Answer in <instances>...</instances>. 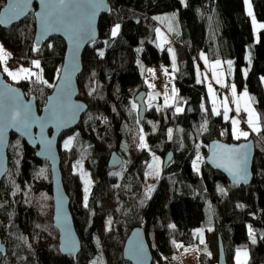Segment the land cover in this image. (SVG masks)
Returning <instances> with one entry per match:
<instances>
[{
  "label": "trees",
  "instance_id": "16d2710c",
  "mask_svg": "<svg viewBox=\"0 0 264 264\" xmlns=\"http://www.w3.org/2000/svg\"><path fill=\"white\" fill-rule=\"evenodd\" d=\"M107 1L110 11L99 17V38L84 49L77 77L78 97L88 104V110L73 129L77 131L75 144L61 148L59 143L62 179L81 251L77 256L60 254L52 219L49 164L24 139L12 134L8 171L0 182V232L6 242L0 264H90L98 258L103 264H131L123 258V245L138 225L145 229L152 264H173L178 244L200 249L194 231L207 225L217 239L221 236L227 264H237L236 251L243 247L249 252L245 264H263L264 28L259 27L255 40L252 19L264 24V0H251V16L244 0ZM4 3L0 0V8ZM117 24L120 27L113 37ZM159 25L172 38L175 59L171 69L183 108L177 112L175 104H165L160 96L155 104L147 105L140 122L134 96L143 89L148 94L145 69L170 64L169 52L160 50L156 42ZM34 32L31 12L7 28L0 26V42L20 62L39 60L47 80L55 83L65 42L54 35L36 47ZM200 52L211 60H231L229 82L246 88L254 98L260 131L247 137L253 138L255 146L253 179L248 185L230 183L205 162L211 140L234 139L230 122L221 112L214 114L207 99L203 103L205 85L196 79V65L202 66V62L194 56ZM0 69L3 71L1 63ZM13 84L26 96L34 95L39 108L52 90L35 76ZM140 135L146 139V147L139 145ZM112 150L123 156V163L114 169L107 166ZM168 150L173 158L163 169ZM152 155L162 160L153 185L146 174ZM197 157L198 171L192 165ZM80 160L93 180L86 202L79 174L73 170ZM107 198L113 203L110 209ZM199 256L203 264L214 260L202 250Z\"/></svg>",
  "mask_w": 264,
  "mask_h": 264
},
{
  "label": "water",
  "instance_id": "95a60500",
  "mask_svg": "<svg viewBox=\"0 0 264 264\" xmlns=\"http://www.w3.org/2000/svg\"><path fill=\"white\" fill-rule=\"evenodd\" d=\"M72 4L84 5L89 0H70ZM7 3L5 0L4 5ZM3 5V6H4ZM3 6L0 11L3 10ZM42 11L41 0H32L25 16L21 17L8 25H0L7 28L22 19L29 13H33L35 19V32L33 43L40 47L42 43L51 36H59L65 42V51L60 66V76L56 79L52 90L46 96L45 103L39 108L34 95L26 96L23 89L16 84L8 81L0 69V114H3L13 105H29L34 118L39 119L38 123L33 124L29 131L25 132L22 128L7 126V121L0 119V182L8 171V146L12 134L24 139L30 146L36 149V156L47 160L50 168L51 189L53 197V224L58 231V249L61 255L77 256L81 251V240L75 229L72 212L70 210V196L68 195L61 172V157L59 152L60 137L63 133L75 129L84 113L88 110V104L79 98V88L77 77L82 71V53L84 49L93 41L99 38L98 22L99 17L110 11V4L107 0H102V6L96 13L92 21L93 35L91 39L85 38L77 47L75 42L63 30H51L46 35L41 34L39 13ZM82 18V17H80ZM146 90L138 91L134 96V101L138 103V119L143 122L147 112L145 98ZM53 105H58L61 115L59 122L49 119L50 109ZM43 124V128H41ZM247 145L246 174L235 176L225 167H220L222 163L221 155L223 148H239ZM255 146L253 138L242 139L240 141H223L213 139L207 145L205 162L213 170L221 172L228 181L235 185H248L253 179V158ZM173 158L172 150H168L163 158V169L167 167ZM123 163V156L117 151L109 152L107 166L111 169L119 167ZM140 258L134 256L130 249L141 247ZM0 252L6 253V243L0 232ZM123 258L131 264H152L153 254L147 241L145 229L138 225L131 229L123 245ZM216 264H227L224 244L220 235L217 239V261Z\"/></svg>",
  "mask_w": 264,
  "mask_h": 264
},
{
  "label": "snow or ice",
  "instance_id": "6c2138e0",
  "mask_svg": "<svg viewBox=\"0 0 264 264\" xmlns=\"http://www.w3.org/2000/svg\"><path fill=\"white\" fill-rule=\"evenodd\" d=\"M32 0H7V3L3 6V10L0 11V25H8L16 20H19L21 17L25 16L29 5ZM247 3V0H245ZM42 11L39 13L40 18V26H41V34L46 35L48 31L51 30H61L63 29L68 35L69 38L72 39L76 46L78 47L81 42L84 41L85 38L91 39L93 35L92 30V21L96 15V13L100 10L102 6V0H89L87 4L79 5L72 4L70 0H41ZM251 6L249 5V15L251 16ZM82 17V18H80ZM255 22V21H254ZM120 25H116L111 32V35L115 37L119 30ZM257 27L264 28V24H260ZM103 55V52L100 53ZM10 54L7 53L3 46L0 45V63H3L5 66L3 71L7 73L9 77L13 80L17 79H29L32 76L36 77V80L47 83V81H43L41 76L33 73L30 69L20 67L19 69L12 71L6 66V62L9 59ZM175 57L173 56V60ZM207 63V61H205ZM32 64L35 68H40L39 60H33ZM229 68L231 69L232 62L229 61ZM220 65V61H216L215 64L211 65L213 70V78L216 79L217 83L220 82L219 76L216 74L215 69ZM61 70H57V78L60 76ZM246 74V72H245ZM50 87L52 85H49ZM152 87V85H149ZM175 92V90H173ZM209 91L211 92V85H209ZM233 96L236 95L235 85L232 86ZM244 96H247V92L245 91ZM168 97L165 96V101L167 102ZM236 111L237 114L241 111L239 102L237 101ZM214 111H215V100H213ZM136 105L133 104V108ZM177 112L182 111L181 108H176ZM228 104L227 99L224 101V118L228 119ZM244 111L247 113V119L245 123H247L248 127L252 130V132H259V118L256 116V113L251 109L250 106H246ZM218 114V113H217ZM0 119L7 121V126H14L18 128H22L25 132L29 131L33 124L38 123L41 118H34L31 113V109L29 105H13L9 109H7L3 114H0ZM49 119L54 122H59L61 120L60 110L58 105H53L50 109ZM240 121L233 119V138L239 140L241 137L247 139L249 136L248 132H245L239 128ZM43 124H41V128H43ZM143 136L141 137V147H146L143 143ZM71 141L66 142L65 147ZM247 145H241L239 148H229L224 147L222 150L221 160L222 163L219 165L220 167H225L229 172L233 173L235 176H242L246 174V163H247V152L245 149ZM197 161H199V157H197ZM197 162H194V167ZM149 167H152L149 165ZM87 183V182H86ZM223 191V189H221ZM85 192L87 193V187H85ZM87 201V195H85V202ZM85 206L86 203H85ZM175 243V242H174ZM200 243L203 244L204 240L201 237ZM182 245H177V247H181ZM130 252L136 256L137 258L141 257L142 254V246L141 247H133L130 249ZM244 255H247L245 252ZM239 256L240 251L237 252V264H239Z\"/></svg>",
  "mask_w": 264,
  "mask_h": 264
},
{
  "label": "rangeland",
  "instance_id": "374dc122",
  "mask_svg": "<svg viewBox=\"0 0 264 264\" xmlns=\"http://www.w3.org/2000/svg\"><path fill=\"white\" fill-rule=\"evenodd\" d=\"M249 5L251 6V0H247V3H246L248 13H249ZM250 10H251V8H250ZM251 13H252V11H251ZM253 21H255L253 23V28H254V36H255V40H256L257 35H258V30L260 29L257 26L260 25L261 22L259 23V21L257 20L256 17H253ZM166 32L167 31L165 29H163L161 27V25L158 26L156 42H157V45L160 48V50H163L165 47H166L165 49L169 50V45L171 42L168 43L167 41H172V39H169ZM166 35H167V37H166ZM0 45H2L1 42H0ZM170 47H171V45H170ZM4 50L10 54L9 59L6 62V66L9 68V70L15 71V70L19 69L20 67L28 68L33 73L40 75L41 79L43 81H47V83H46L47 85H52L51 87H53L54 81L47 80V78L44 75L43 69H41V68L37 69L33 66L32 61L37 60V59L33 58L32 60H30L29 63L19 62L17 65L11 66L10 61H11L12 53L9 50H6L5 48H4ZM169 54H170V52H169ZM200 58L204 62V65H202V66L196 65V79L198 82H203L205 85L206 97H205L203 103L205 104L206 99H207V102L210 105L211 111L214 114H217V113L221 112V108L223 106V103H222L223 99L226 98L227 102L231 105L232 97H231V95H227L225 91H223V93H221L222 95L219 93L220 82L217 83L216 79L213 78V70L211 68V65L215 64V62L217 60L220 61V65L215 69V71H216V74L219 76V79L222 78L223 82H226V81L228 82V79L230 78V76L227 75L226 66H225V63L222 62V59L209 60L204 56L203 52H200ZM246 58L248 61L251 60V50L249 47L247 48ZM205 61H207V63H205ZM209 63H210V66H209ZM4 66L5 65L3 63H1L2 69L4 68ZM4 73L7 76L8 80L12 83H17L18 81L22 80V79L13 80L11 77H9L7 75L6 72H4ZM155 73H156V68L154 66L147 67L145 69V82H146V85L148 88V94L146 97V105L151 106L152 104H155L157 99L160 96H162L165 104H175L176 108L179 107L182 109L183 104H182V102H179L181 97L179 96V94L177 92L173 78L165 80L163 82V84H161L159 86H155V84H154V74ZM262 80L264 82V77H262ZM229 83H230L231 89H232L233 85H235V89H236L235 107L232 108L235 111V113L232 114L233 119L237 120V116H236V114H237V111H236L237 103L236 102L237 101L239 102L241 111L242 110L244 111V108L246 106H250L251 109L256 113V116L258 117V113H257L256 108L254 106V98H253L252 94L246 88H243V89H241L242 91H239V88L237 87V85L233 81H230ZM149 85H152V87H149ZM209 85H211V89H212L211 92L209 91ZM173 90H175V92ZM245 91L247 92V96H244ZM165 96L168 97L167 102L165 101ZM221 97H222V99H221ZM213 100H215V111L213 110L214 109ZM228 109H229V105H228ZM76 137H77V131L76 130H74V131L72 130L71 132H68L67 134H65L60 139V147L61 148H70L72 145L75 144V138ZM141 137H142V135H140V141H139L140 146H141ZM233 139L237 140L235 138H233ZM68 141H71V142L67 145V147H65V144ZM143 143L147 146L145 138L143 139ZM194 162H197L195 167H194ZM194 162L192 164L193 169L198 171V169H199L198 162L199 161H197V159H194ZM161 163H162V160H160L155 155H152L150 160H149L148 170H147L146 174H147L148 182H150V184H152V185L155 183V181L157 180V178L160 174ZM149 165H151L152 167H149ZM73 170L79 174V177L81 179L82 190H83V199L85 201V195H88L89 189L91 188L92 183H93V180L91 178V173H89V171L87 170V167L84 165L83 160L75 161V163L73 164ZM85 187H87V193L85 192ZM105 203H106V207L109 209L113 205L112 200L110 198H107ZM194 233L199 236V240L201 239V237L204 240V243L201 244V248L198 249V248H193V247L186 246L183 244H178V245H182V246L178 247L179 251L177 253H175L174 255H172V257L174 259L173 264H203L201 262L200 256H199L201 250L204 253H206L207 255L214 256L213 261H209L205 264H216V261H217V238H216V235L214 233V230L209 225H207L205 228L203 226H201L200 228H197L194 231ZM3 240H4V237H3ZM4 242H5V240H4ZM238 250L240 251L239 264H245L249 258L248 249L243 247V248H239ZM238 250L236 251V255H235V262L236 263H237V252H238ZM245 252L247 253V255H244ZM90 264H103V261L101 258H98V259L92 261Z\"/></svg>",
  "mask_w": 264,
  "mask_h": 264
},
{
  "label": "crops",
  "instance_id": "0c3cea01",
  "mask_svg": "<svg viewBox=\"0 0 264 264\" xmlns=\"http://www.w3.org/2000/svg\"><path fill=\"white\" fill-rule=\"evenodd\" d=\"M245 1V0H244ZM245 8H246V11H247V6H246V3H245ZM251 11H252V6H251ZM247 13H248V11H247ZM252 23H254V21H253V19H252ZM175 26H176V28L178 27L177 26V23H175ZM167 33V35H168V37H169V39H172L171 38V36H170V34L168 33V32H166ZM167 35H166V37H167ZM168 43H170V45H172V41H167ZM167 44V43H166ZM170 45H169V50H167L168 52H170V54H169V58H170V64H168V65H164V64H160V65H156V66H154L155 68H156V73L154 74V77H155V75L157 74V73H160L161 75H162V77H163V82L165 81V80H167V79H171V78H173V71H172V60H173V56H172V52H171V47H170ZM166 48V47H165ZM164 48V49H165ZM204 56L207 58V59H209L207 56H206V54L204 53ZM199 60L202 62V65H204V62L201 60V58H200V53H199ZM209 60H211V59H209ZM229 61H231V60H226V59H222V62H224L225 63V66H226V72H227V75L228 76H230L231 77V74H232V71H233V63H232V65H231V69L229 68V64H228V62ZM232 62V61H231ZM209 66H210V63H209ZM229 80L230 79H228V82L226 81V82H223V80H222V78H220V89H219V93L221 94V93H223V91H225L226 92V94L227 95H231V97H232V100H231V105L227 102V104L229 105V112H228V121L230 122V125H231V135H232V138H233V134H232V132H233V124H232V120H233V117H232V114H234L235 113V111L232 109V108H234L235 107V97L233 96V92H232V89H231V86H230V83H229ZM163 84V83H162ZM218 87V86H217ZM218 87V88H219ZM241 89H243V88H241ZM241 89H239V91H242ZM222 95V94H221ZM221 99H222V97H221ZM224 101H225V99H223V106H222V108H221V113H222V117H223V119L224 120H226L225 118H224ZM241 113H245L246 114V119H247V113L245 112V111H241L239 114H236V116H237V120H239L240 121V123H239V128L241 129V130H243V131H245V132H248V133H251L252 132V130L248 127V125H246V127H242V125H241V119H240V117H239V115L241 114ZM260 126V125H259ZM255 133H257V132H255ZM241 138H243V137H241Z\"/></svg>",
  "mask_w": 264,
  "mask_h": 264
},
{
  "label": "built area",
  "instance_id": "2783aa9c",
  "mask_svg": "<svg viewBox=\"0 0 264 264\" xmlns=\"http://www.w3.org/2000/svg\"><path fill=\"white\" fill-rule=\"evenodd\" d=\"M194 56H195L196 58L199 59V54H195ZM19 62H20V58H19V56L14 55V56L12 57L11 61H10V65H11V66H15V65H17ZM162 83H163V77H162V75H161L160 73H157L156 76H155V78H154V84H155V86H159V85H161ZM239 117H240V119H241L242 127H246L247 123H245V121H246L245 113H241V114L239 115Z\"/></svg>",
  "mask_w": 264,
  "mask_h": 264
},
{
  "label": "flooded vegetation",
  "instance_id": "af4514ba",
  "mask_svg": "<svg viewBox=\"0 0 264 264\" xmlns=\"http://www.w3.org/2000/svg\"><path fill=\"white\" fill-rule=\"evenodd\" d=\"M87 170L89 171V173H91V171H90V169H89V168H87Z\"/></svg>",
  "mask_w": 264,
  "mask_h": 264
}]
</instances>
